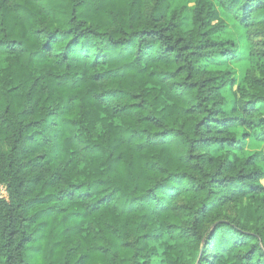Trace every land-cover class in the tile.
<instances>
[{
	"label": "trees",
	"instance_id": "trees-1",
	"mask_svg": "<svg viewBox=\"0 0 264 264\" xmlns=\"http://www.w3.org/2000/svg\"><path fill=\"white\" fill-rule=\"evenodd\" d=\"M219 8L264 30V0H0V264H264V62L228 102Z\"/></svg>",
	"mask_w": 264,
	"mask_h": 264
},
{
	"label": "rangeland",
	"instance_id": "rangeland-1",
	"mask_svg": "<svg viewBox=\"0 0 264 264\" xmlns=\"http://www.w3.org/2000/svg\"><path fill=\"white\" fill-rule=\"evenodd\" d=\"M171 7L183 15L188 14L193 7V0H168ZM221 18L227 24L226 29L218 34L219 39L235 40L236 51L226 58L214 57L206 64L208 70L220 72L233 79L232 89H225L224 94L228 102L233 100V92L241 89L240 94H244L247 89L246 84L249 78H258V68L264 62V30L258 27H245L241 25L231 15L225 13L219 8ZM252 72H249V71ZM238 93V96L240 95ZM230 106V104H228ZM260 115L264 117V107L260 110ZM242 128H237L238 134ZM236 152L240 157H245L250 154L257 153L259 156H264V141L261 135L249 136L243 143L236 148ZM262 167L263 177L261 183L264 185V162H259ZM5 196V192L0 189V195ZM250 202L244 201L242 204ZM224 215L233 217L236 215L233 206H228L224 210Z\"/></svg>",
	"mask_w": 264,
	"mask_h": 264
},
{
	"label": "built area",
	"instance_id": "built-area-1",
	"mask_svg": "<svg viewBox=\"0 0 264 264\" xmlns=\"http://www.w3.org/2000/svg\"><path fill=\"white\" fill-rule=\"evenodd\" d=\"M0 189H2L3 190V192H5V190H4V186L3 185H0ZM6 194V193H5ZM6 196V195H5ZM5 196H3V194L2 195H0V197H5Z\"/></svg>",
	"mask_w": 264,
	"mask_h": 264
}]
</instances>
